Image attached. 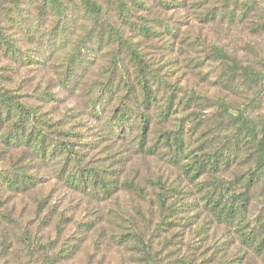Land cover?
I'll use <instances>...</instances> for the list:
<instances>
[{"label":"trees","instance_id":"1","mask_svg":"<svg viewBox=\"0 0 264 264\" xmlns=\"http://www.w3.org/2000/svg\"><path fill=\"white\" fill-rule=\"evenodd\" d=\"M148 1L0 0V56L5 61L0 72L6 70L0 73V139L11 149L19 148L25 157L57 165L59 175L77 191L111 199L121 186L113 170L92 162L98 144L66 130L46 116L40 105L7 84L16 69L49 65L50 48L57 58L63 55L53 64L59 85L68 84L78 73L83 76L98 55L107 56L106 63L98 62L101 78L89 85L87 81L82 85L80 79L73 92L86 91L85 110L108 132L104 141L117 137L143 153L164 156L198 187L200 203L212 222L232 229L241 243L264 256V105L259 100L264 92V0H205L210 6L199 16L221 38L204 43L202 62L195 67H212L217 87L242 97L240 103L196 89L186 92L165 79L157 63L146 58L134 37L151 41L163 33L177 35L163 18L159 30L150 23L158 19L149 18ZM173 1L154 0V4L172 7ZM24 40L38 44L37 56L23 51ZM201 71L196 73L203 75ZM53 94L46 89L38 97L49 101L55 99ZM212 106L216 110L207 117L203 111ZM178 113L179 118L175 117ZM199 130L200 137L192 141ZM36 180L21 168L0 169V215L8 207L9 195L31 191ZM34 203L39 228L25 229L15 246L0 230V262L16 253L18 264H69L93 224H85L77 240L59 243L50 238L49 231L61 235L67 217L58 214L54 218L43 199ZM154 203L168 226L179 212L193 213L199 207L180 201L179 195L168 194L166 189ZM5 220L13 221V216ZM42 231H48L45 240L39 236ZM111 239L132 245L138 264L163 261L138 224L111 234ZM196 253L180 256L175 264H193Z\"/></svg>","mask_w":264,"mask_h":264},{"label":"rangeland","instance_id":"2","mask_svg":"<svg viewBox=\"0 0 264 264\" xmlns=\"http://www.w3.org/2000/svg\"><path fill=\"white\" fill-rule=\"evenodd\" d=\"M183 1L185 4H182ZM200 1L205 0H176L172 2V7L169 5L160 8L158 3L154 4V0H149L148 16L158 19L150 23L159 30L160 18H163L165 23H170L176 29L177 35L163 33L161 37H154L151 41L134 37V41L144 51L146 58L157 63L160 73L165 74V79L184 91L196 89L211 97L223 96L232 102H243L242 97L227 94L224 89L217 87L212 67H195L197 62H202L201 57L206 48L204 43L221 38L214 26L199 19L208 5L203 2L197 8L196 4ZM21 43L24 52L37 56L38 44H31L26 40ZM47 53L49 65L42 69L33 66L16 69L9 75L7 84L17 94H23L24 99L40 105L46 116L59 122L66 130L72 129L75 133L79 132L80 136L97 143L98 147L92 153V162L113 170L121 189L111 199L79 192L66 184L59 175L57 165H45L33 157H25L19 148L11 149L0 139V169L12 172L21 168L37 178L31 191L9 195L8 207L0 215V230L12 246L19 244L25 229L34 232L39 228L34 202L43 199L52 208L50 213L54 218L58 214L67 217L61 235L54 230L49 231L52 240L58 239L59 243L73 239L75 241L77 237L83 236L82 227L85 224H93L94 229L86 233L78 255L69 264H138L132 245L116 244L111 239V234H121L136 224L153 240L163 263L175 264L180 256L188 258L192 252H197V257L193 255L197 259L193 264H264V256L241 243L232 229L212 222L200 203L203 201L202 195L197 191L198 187L191 184L176 165L160 154H146L138 148H132L124 139L115 137V140L104 141L108 132L88 116L85 110L87 103L83 94L85 96L86 91L76 94L73 92L78 80H83L82 85L84 81L89 85L94 79L101 78L102 67L98 62L106 63L107 56L99 58L98 55L95 65L87 68L83 76L78 73L68 84L59 85L56 79L57 65L53 64L59 63L63 55L57 58L52 48L47 49ZM4 62L0 56V66ZM200 70L203 75L196 73ZM3 71L6 70L1 72ZM46 89L52 90L55 99L44 101L38 97ZM259 100L264 105V92ZM215 110L213 106L205 107L203 114L211 117ZM180 116V113L175 115L177 118ZM200 134L199 130L192 141L200 137ZM177 185L180 187L179 191L173 189ZM165 189L168 194L179 195L180 201L195 202L199 207L195 206L193 213L179 212L169 226L163 224L154 202H158ZM187 214L193 215L191 219L185 218ZM9 215L13 216V221L5 220ZM158 223L159 229L156 228ZM39 236L47 239L48 231L40 232ZM199 252L204 255H199ZM15 255L16 253L10 255L7 261L0 264H18Z\"/></svg>","mask_w":264,"mask_h":264}]
</instances>
